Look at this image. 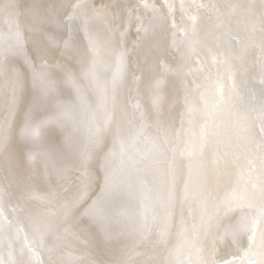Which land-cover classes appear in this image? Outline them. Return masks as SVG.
<instances>
[{"label": "snow or ice", "instance_id": "snow-or-ice-1", "mask_svg": "<svg viewBox=\"0 0 264 264\" xmlns=\"http://www.w3.org/2000/svg\"><path fill=\"white\" fill-rule=\"evenodd\" d=\"M0 264H264V0H0Z\"/></svg>", "mask_w": 264, "mask_h": 264}]
</instances>
